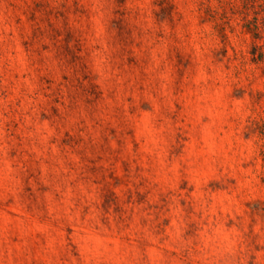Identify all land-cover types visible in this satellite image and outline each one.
Instances as JSON below:
<instances>
[{"label": "rangeland", "instance_id": "374dc122", "mask_svg": "<svg viewBox=\"0 0 264 264\" xmlns=\"http://www.w3.org/2000/svg\"><path fill=\"white\" fill-rule=\"evenodd\" d=\"M0 264H264V0H0Z\"/></svg>", "mask_w": 264, "mask_h": 264}]
</instances>
